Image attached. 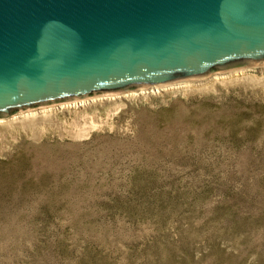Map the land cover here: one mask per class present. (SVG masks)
<instances>
[{
	"label": "rangeland",
	"instance_id": "1",
	"mask_svg": "<svg viewBox=\"0 0 264 264\" xmlns=\"http://www.w3.org/2000/svg\"><path fill=\"white\" fill-rule=\"evenodd\" d=\"M242 69L0 124V264H264V66Z\"/></svg>",
	"mask_w": 264,
	"mask_h": 264
},
{
	"label": "water",
	"instance_id": "2",
	"mask_svg": "<svg viewBox=\"0 0 264 264\" xmlns=\"http://www.w3.org/2000/svg\"><path fill=\"white\" fill-rule=\"evenodd\" d=\"M264 66V0H0V119Z\"/></svg>",
	"mask_w": 264,
	"mask_h": 264
},
{
	"label": "bare ground",
	"instance_id": "3",
	"mask_svg": "<svg viewBox=\"0 0 264 264\" xmlns=\"http://www.w3.org/2000/svg\"><path fill=\"white\" fill-rule=\"evenodd\" d=\"M249 70L248 69H239L233 72L229 73H224V74H216L212 75L208 79H203V81H189V82H182V83H177V84H172L168 86H163V87H151L149 89H140L139 91H133V92H125V93H118L114 95H104V96H96L93 98H88L85 100H80V101H74L70 103H64L60 105H55L51 107H45L42 109L38 110H33V111H28L24 112L22 114L16 115L12 117L11 119L8 120H0V124L3 123H16L19 125H47V126H53L56 128L58 125L57 121V114L61 112L62 110H86L98 103H102L104 101H109V100H120L123 98H138V97H144V96H152V94H158L160 92H165L169 90H203L206 87H212L216 81H225V80H230L235 79L234 77L237 76H245ZM249 74V73H248ZM245 78V77H244ZM239 78H237L238 80ZM242 79V78H241ZM249 79V78H248ZM247 79V80H248ZM236 80V81H237ZM222 81V82H223ZM218 84V83H217ZM209 89V88H208ZM207 90V89H206ZM67 110V111H68ZM60 125V124H59ZM90 125V124H89ZM23 127V126H22ZM31 127V126H30ZM40 128V127H38ZM52 128V127H51ZM49 129V128H48Z\"/></svg>",
	"mask_w": 264,
	"mask_h": 264
}]
</instances>
